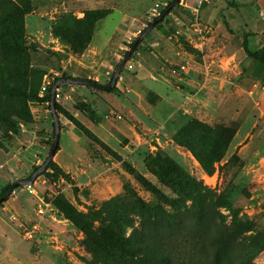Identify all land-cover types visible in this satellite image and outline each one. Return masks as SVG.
I'll use <instances>...</instances> for the list:
<instances>
[{
	"label": "rangeland",
	"instance_id": "rangeland-1",
	"mask_svg": "<svg viewBox=\"0 0 264 264\" xmlns=\"http://www.w3.org/2000/svg\"><path fill=\"white\" fill-rule=\"evenodd\" d=\"M7 1L28 13L21 22L16 17L7 24V39L22 43L24 50L14 84L21 95L9 99L0 113V195L37 172L54 147V118L43 84L48 91L65 76L107 86L138 36L170 8L130 56L113 90L55 85L60 138L54 165L0 204V264L119 262L123 255L115 244L105 241V250H99L64 211L82 216L92 230L109 226L108 212L116 210V234L125 241L141 229L143 206L156 217L147 225L150 239L183 253L178 264H205L191 255L192 249L209 250L213 236L238 223L254 231L231 240L216 264H264V65L245 57L236 69L202 72L193 65L205 67L207 47H196L192 12L182 0L176 6L175 0H157L161 15L149 19L155 4L148 8L118 42L117 59L104 65L102 76L96 73L100 79L81 78L74 60L80 55L73 50L85 44L103 19L84 17L79 0ZM146 2L127 1L139 11ZM8 5L0 0V12ZM172 14L187 19L183 29L192 31V42L177 34ZM237 16V24L249 19L244 9ZM207 19L213 22L214 17ZM262 19L257 15L254 24ZM198 20L207 44L210 33L202 27L201 13ZM19 23L22 31L16 33ZM157 41L161 47L152 50L149 44ZM221 42L224 57L235 43ZM171 51L181 54V65L173 63ZM258 51L264 55V49ZM188 76L192 87L175 82ZM173 83L184 96H175Z\"/></svg>",
	"mask_w": 264,
	"mask_h": 264
},
{
	"label": "crops",
	"instance_id": "crops-1",
	"mask_svg": "<svg viewBox=\"0 0 264 264\" xmlns=\"http://www.w3.org/2000/svg\"><path fill=\"white\" fill-rule=\"evenodd\" d=\"M127 1L128 0H79L77 6L80 7L82 12L91 10L108 11L107 15L102 21L99 22L98 26L96 27L87 49L79 57L74 59L77 61L75 66L78 68L81 74H83L81 78L92 79L95 81L100 79V76H102L106 70L104 65L109 64L108 62L111 60L117 59L115 47L117 46L118 42H120V40L126 36L128 31L131 29V26H134V24L145 14L148 8L153 6L157 0H142V2L147 1V5L143 8L144 10L141 11L128 6ZM193 5V0L188 3H184L182 0V6H185L189 10ZM185 7L180 9L183 10L185 14L188 13L187 15L190 17L191 10L189 11ZM235 9L236 12L233 11L232 13L231 11ZM240 9H244L246 11V17L249 19L245 22L237 24L236 17H238L237 14ZM200 13L202 27L205 33H210L207 44L204 42L203 46L204 51L207 47L205 51L207 58L205 61V67L203 66L202 68L201 63L200 65H193L196 68L200 67L202 72L203 69L204 71L213 70L216 72L217 69H220L219 67L233 70L236 69L239 64H243V58L246 57L242 47L245 34L250 35L247 38V45L251 51L260 53L258 50L264 49V0H207L201 6ZM226 13H229L228 19L226 17ZM78 14L81 15L80 12H78ZM257 15L262 16L263 18L261 20L262 23L258 26L254 24V21L257 20ZM211 16L214 17L213 22H210L207 19ZM113 17H117V19ZM172 17L175 20V24L180 28V30H177V34L181 35L184 33L186 39L189 42H192L194 40L192 31H190V29H183L184 27H188L186 22L187 19L182 20L178 15L175 16L173 14ZM206 19L210 25L207 24ZM223 38H226L229 42ZM116 41L117 43H115ZM145 41H147V38ZM221 41L229 43L228 46L231 45L230 41L235 43L234 45L230 46L228 50L230 51L229 55L224 53V57H221L219 54L223 53L226 47L224 42ZM157 45L160 46L159 41H157L156 44L150 43L149 47L153 50L157 49ZM220 45H222V47H219ZM164 48L170 51L168 49L170 48L169 45H164ZM170 53L172 54V51ZM173 54H175L173 63L181 65V54L179 52ZM225 56L227 63L224 62ZM236 56L239 57L240 60L236 61ZM250 61L251 60H245V63ZM138 64L139 66L142 65L141 62ZM96 73H98L100 76L98 77ZM175 82L184 89H187V87H192L194 84L193 80L190 79L189 76L187 78H177ZM151 84L154 83L151 82ZM157 84L158 81L154 85ZM162 86L164 89H168V86L165 84ZM170 88L173 92H176V97H179L180 94L184 96V93H182L183 91L175 89L174 83L170 84Z\"/></svg>",
	"mask_w": 264,
	"mask_h": 264
},
{
	"label": "trees",
	"instance_id": "trees-1",
	"mask_svg": "<svg viewBox=\"0 0 264 264\" xmlns=\"http://www.w3.org/2000/svg\"><path fill=\"white\" fill-rule=\"evenodd\" d=\"M6 2L9 3V5L4 9L3 12H0V113L3 106L9 99L21 95V92H19V90L15 88L14 84L16 83L20 75V70L17 67V62L24 50V46L22 43L18 44L7 39V24L9 23V21L16 17L21 22L23 16L28 13L26 10H22V7L18 6L17 4L7 0ZM169 8H167L165 12L168 11ZM165 12H163L162 15ZM107 13L108 11L91 10L86 11L84 17L87 18L89 16H92L95 18V21H98L100 19H103L107 15ZM158 19H156L154 22L158 21ZM161 22L162 21L156 23L154 28L157 27ZM14 31L16 33H18L17 31H22L21 23H19L18 30ZM92 36L93 33L90 35L85 44L81 46V48L79 47L78 50H73V53L75 55H81L87 49ZM249 36V34L244 35L242 44L246 57L264 65V55L258 52H253L248 48L247 38ZM78 41H80V39H78ZM132 45L130 46V48L132 47ZM136 49L134 50V52L136 51ZM66 79L69 78L62 76L61 78L56 79L51 89L47 91L45 100L49 103V105L51 104V92L53 88L58 82ZM59 108L60 106L55 99L56 112L57 110H59ZM218 159L219 158H217V160ZM48 165L47 166L50 167L54 164L51 161V163H49ZM12 185H9L4 189L3 193L0 195V198H2L8 192ZM64 213H66L67 217L74 222L77 228L81 229L91 239L90 242L94 244V246L99 250H105V246H102L104 245L102 243H105V241H109L115 244L117 252H120L119 254L123 255V260L119 262L112 261L110 264H178L180 263V260H183L185 258L183 256V253H181L176 247L167 246L164 244L159 245V243L153 242V240L150 239L147 225L154 223L156 217H153L148 208L144 206L142 207L141 212V215L143 216V220L140 225L141 229H135L131 237L125 239V241L124 239L119 240L118 235L116 234L115 226L118 225L117 221L120 219L116 210L108 212L109 217L112 218L109 226L102 229L95 228L92 230V227L90 228L89 226L90 223L86 221L82 216L76 214L75 212H72L71 209L68 208L66 211H64ZM239 227L242 228V231H238ZM145 228L148 232L144 231ZM110 229H112V232ZM253 231L254 230L251 227H243L241 223L236 224V226H230L224 230L222 229L215 236H213V242L211 243V247L209 248V250L193 248L191 255H195L197 258L203 259L205 261V264L219 263L223 260L225 251L229 249L231 240L246 233L251 234V232ZM253 238L254 237L252 235H249L248 237V239L250 240Z\"/></svg>",
	"mask_w": 264,
	"mask_h": 264
},
{
	"label": "water",
	"instance_id": "water-1",
	"mask_svg": "<svg viewBox=\"0 0 264 264\" xmlns=\"http://www.w3.org/2000/svg\"><path fill=\"white\" fill-rule=\"evenodd\" d=\"M180 2V0H175L173 6H176L178 3ZM168 14V11H166L159 19L158 21L152 23L150 26L147 27V29L141 33L137 40L133 43L132 47L130 48L129 52L127 53V55L122 59V61L119 63L115 73H114V76H113V79L111 81V83L107 86H101V85H98L96 83H93V82H90L88 80H84V79H78V78H69V79H66V80H63L61 82L63 83H67V84H73V85H81V86H91V87H94V88H98L102 91H109L111 90L115 84H116V81H117V78L118 76L120 75V72L122 71L124 65L126 64V62L129 60L130 56L133 54L134 50L139 46V44L142 42V40L147 36V34L154 28L155 24L162 21L165 16H167ZM56 88L57 86H55L51 92V104H50V110H51V113L53 115V118H54V128H55V136H56V140H55V144H54V147L52 148L51 152H50V155L48 156L46 162L44 163L43 166H41V168L39 170H37V172L33 173L32 176L27 179V180H23V181H20V182H17L15 184H13L11 186V188L8 190V192L2 197L0 198V204L3 203L9 196L10 194L14 191L15 188L17 187H30L31 184L34 182L35 178L37 177V175L39 173H41L43 170L46 169L47 165L52 161L54 155H55V152H56V149H57V146H58V142H59V138H60V126H59V119H58V115H57V112L55 110V91H56Z\"/></svg>",
	"mask_w": 264,
	"mask_h": 264
},
{
	"label": "built area",
	"instance_id": "built-area-1",
	"mask_svg": "<svg viewBox=\"0 0 264 264\" xmlns=\"http://www.w3.org/2000/svg\"><path fill=\"white\" fill-rule=\"evenodd\" d=\"M193 1H194V5L192 7H190V10L193 14L194 25L196 27V32H197L196 47H197V49L202 50L203 46H204V37H203V31L201 29H199V20L198 19H199L201 6L207 0H193ZM160 15H161V13L159 12L158 4H155L154 7L149 12V19L157 18ZM41 92L47 93V87L45 86V84H43V86L41 88ZM56 96H57V94L55 91V99H56ZM39 212L42 213L43 210L40 209Z\"/></svg>",
	"mask_w": 264,
	"mask_h": 264
}]
</instances>
